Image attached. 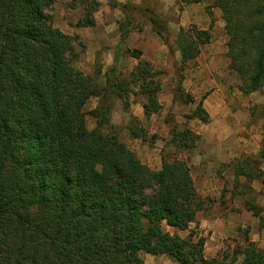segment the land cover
I'll use <instances>...</instances> for the list:
<instances>
[{"label": "trees", "instance_id": "trees-1", "mask_svg": "<svg viewBox=\"0 0 264 264\" xmlns=\"http://www.w3.org/2000/svg\"><path fill=\"white\" fill-rule=\"evenodd\" d=\"M55 1L0 0V264H145L141 251L180 264H237L240 257L239 264H264V250L248 237L228 262L205 258V238L193 242L165 230L164 224L187 229L202 209L191 169L175 160L152 170L111 122L112 102L121 99L127 106L131 87L145 98L146 116L159 112V72L126 48L135 29L128 14L114 64L99 85L72 65L73 39L46 12ZM201 1H208L210 15L213 8L222 13L227 57L242 82L240 91H261L264 0H191ZM145 15L166 41L164 20L148 8ZM89 16L77 26H94ZM212 23L208 29L180 30L182 62L195 60L210 42ZM123 52L137 60L128 79L120 64ZM92 97L99 102L89 113L99 126L90 130L84 107ZM190 117L209 121L202 100ZM187 133L191 142L199 139Z\"/></svg>", "mask_w": 264, "mask_h": 264}, {"label": "rangeland", "instance_id": "rangeland-1", "mask_svg": "<svg viewBox=\"0 0 264 264\" xmlns=\"http://www.w3.org/2000/svg\"><path fill=\"white\" fill-rule=\"evenodd\" d=\"M118 2L135 10L113 7L108 0H56L46 12L52 24L73 39L77 57L72 65L95 77L101 86L114 64L121 42L120 27L131 15L135 29L129 34L126 48L139 53L159 72L161 109L146 116L145 98L131 87L127 106L121 99L112 102L111 122L120 127V140L152 170H160L164 161H185L203 201L196 222L187 229L164 224L165 230L183 238L192 237L193 242L205 238L204 255L209 260L231 261L246 237L263 251L264 157L259 154L264 142V88L250 94L240 91L242 82L227 57L228 35L220 9L213 8L210 15L208 1ZM146 8L166 23V41L148 24ZM89 13L95 25L77 26ZM212 19L210 42L201 47L195 60L182 62L176 43L180 30L194 26L208 29ZM120 64L128 79L137 60L123 52ZM201 100L209 114L208 122L190 117ZM98 102L92 97L84 107L90 130L99 126L89 113ZM101 127L106 131L105 125ZM187 131L199 139L191 142ZM184 135L188 140L182 139ZM187 142L192 145L186 146ZM140 256L145 264H180L164 254L141 251Z\"/></svg>", "mask_w": 264, "mask_h": 264}]
</instances>
